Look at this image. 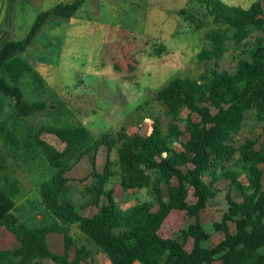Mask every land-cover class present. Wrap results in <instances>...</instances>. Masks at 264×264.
I'll use <instances>...</instances> for the list:
<instances>
[{
    "label": "trees",
    "instance_id": "trees-1",
    "mask_svg": "<svg viewBox=\"0 0 264 264\" xmlns=\"http://www.w3.org/2000/svg\"><path fill=\"white\" fill-rule=\"evenodd\" d=\"M83 1L62 3L41 12L25 39L8 41L0 48V96L13 100L20 116L44 111L47 104L25 99L18 83L32 72V67L18 54L28 49L51 19L76 16ZM212 1L222 5L218 0ZM253 31L262 36L244 51V57L237 58L234 73L213 70L198 79L180 77L158 93V100L166 105L173 120L167 133L156 121L147 136L116 138L105 133L93 140L84 126L42 128L31 134L24 147L29 153L39 151L56 170L39 190L52 221L37 227L19 223L12 215L14 200L0 189V228L12 234L18 244L0 251V264H30L43 259L56 264H83L82 257L70 260V229L75 226L106 253L112 264H264V140L248 139L240 146L232 143L248 113L255 114L264 133L262 3L242 9L231 21L230 30L217 34L210 47L199 54V62L218 64L231 45L241 46ZM184 110L195 117L182 122L180 114ZM0 129L8 141H13L4 123H0ZM44 134L53 135L62 148L44 140ZM114 149L123 189L148 187L152 201L126 210L118 207L112 192L105 189L115 175L109 168ZM101 151L105 152V164L101 169L95 164L88 178L92 183L86 186L95 196L96 211L84 215L85 207L62 201L64 190L72 181L66 176L69 168L64 160L78 153L96 157ZM2 167L0 155V170ZM221 192L226 193L229 206L222 219L213 224L214 232L222 239L210 246L212 234L206 230L202 215ZM174 212L185 213L192 222L179 230V238H164L162 229ZM52 233L64 237L63 256L51 250L48 236Z\"/></svg>",
    "mask_w": 264,
    "mask_h": 264
},
{
    "label": "rangeland",
    "instance_id": "rangeland-1",
    "mask_svg": "<svg viewBox=\"0 0 264 264\" xmlns=\"http://www.w3.org/2000/svg\"><path fill=\"white\" fill-rule=\"evenodd\" d=\"M89 2L73 22L63 21L62 24L43 27L39 37L17 56L32 67V72L25 74L18 83L25 99L46 103L47 108L23 117L13 100L0 96V123L6 125L7 134L13 139L8 141L0 129L3 162L0 189L15 202L12 215L28 227L52 221L39 190L41 184L56 173L39 151L29 153L24 147V141L31 134L42 128L84 126L93 140L105 133L116 138L124 135L147 136L152 133L156 121L167 133L173 120L166 105L158 100V93L180 77L198 79L213 70L234 73L237 58L244 57V51L262 36L261 32L253 31L241 46L231 45L218 64H203L199 62V54L210 47L213 38L229 31L231 21L242 9L261 2L264 11V0H218L222 5H214L212 0ZM91 17L98 22L89 25L91 33L75 28L82 24L81 20L88 21ZM34 21L31 10L22 5L18 14L17 41L27 37ZM97 24L112 25V28L100 29ZM6 42H0V48ZM191 117L188 110L180 114L182 122ZM42 138L62 148L53 135L44 134ZM258 138L264 140L263 124L255 114L248 113L232 143L240 146L248 139ZM186 139L183 138V141ZM95 164L100 169L104 166V151L96 157L94 154L81 156L78 153L64 160V165L69 168L66 176L72 181L64 190L62 201L85 207L82 211L84 215H93L96 211L95 196L86 190V186L92 183L88 178ZM109 168L115 175L105 189L112 192L119 208L126 210L153 200L148 187L130 191L123 189L116 149L111 153ZM262 170L264 172V165ZM235 198L239 199L238 196ZM190 201H193L192 193ZM228 206L226 193L221 192L202 215L206 230L212 234L210 246L222 239L214 232L213 224L222 219ZM191 222L185 213L174 212L162 229V237L179 238V230ZM70 238L71 261L82 257L83 264H112L106 253L90 242L76 226L71 227ZM48 242L55 254L64 255L63 235L52 233ZM17 245L13 235L4 227L0 228V251ZM190 247L188 244L187 249ZM82 249L83 255L80 254ZM30 264L56 263L43 259Z\"/></svg>",
    "mask_w": 264,
    "mask_h": 264
},
{
    "label": "crops",
    "instance_id": "crops-1",
    "mask_svg": "<svg viewBox=\"0 0 264 264\" xmlns=\"http://www.w3.org/2000/svg\"><path fill=\"white\" fill-rule=\"evenodd\" d=\"M74 1L76 0H1V4H0V32H1L0 42L2 43L6 41H17L15 39V36H16V33L18 32V14H19V9L21 8L22 5L24 6L25 4L26 7H28L31 10V12L33 13V17L36 20L37 16L41 12H44L45 10L48 11V10L53 9L55 6L59 4L72 3ZM89 1L90 0L84 1V4L79 10V13L82 12V8L84 6L90 4ZM46 6H49L48 7L49 9H42ZM79 13L74 18H69V19L53 18L49 22H47L44 27H46V25L48 24H53V25L59 24V23L62 24L61 22L63 21L73 22L74 19L80 15ZM94 21L95 20L92 17L88 21L81 20L82 24H80L79 27L77 26L75 28H78L80 31H83V32L87 31V34L91 33L89 31L92 30V27L89 25H91V23H93ZM71 25L73 24L71 23ZM96 26L99 27L100 29L112 28V25L103 26V24H97ZM39 35H40V32L35 38V40L39 37ZM105 264H109V263L107 262ZM135 264H140V263L136 262Z\"/></svg>",
    "mask_w": 264,
    "mask_h": 264
}]
</instances>
